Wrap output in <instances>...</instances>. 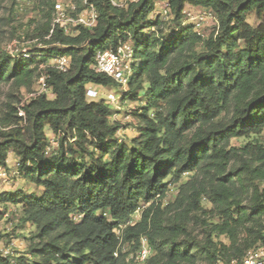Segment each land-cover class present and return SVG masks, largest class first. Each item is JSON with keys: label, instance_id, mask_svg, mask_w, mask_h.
<instances>
[{"label": "trees", "instance_id": "16d2710c", "mask_svg": "<svg viewBox=\"0 0 264 264\" xmlns=\"http://www.w3.org/2000/svg\"><path fill=\"white\" fill-rule=\"evenodd\" d=\"M54 1L44 4L52 7ZM88 1L97 12L94 27L76 26L71 34L55 26L50 34L52 17L46 13L36 38L49 46L27 56L0 52V84L29 89L43 73L52 94L17 101L18 107L7 103L0 117L7 128L0 129V167L12 152L22 176L41 188L38 194L0 192V201L20 203L23 221L38 229L30 255L19 256L16 264L239 259L264 242V145L229 146L231 138L264 130V0H136L126 8ZM157 1H166L173 15L167 33L160 17L149 19ZM186 5L212 11L216 30L202 36L194 24H185ZM126 40L133 61L121 99L140 102L132 112L138 130L129 145L118 140L108 103L85 95L88 84H117L93 65L97 52ZM55 56L70 57L66 71L40 68ZM47 130L56 137L55 148ZM238 154L239 165L209 173L210 165L222 166ZM195 171L175 199L163 203L168 179L177 183ZM203 198L213 204L218 221L199 218L204 229L197 238L188 219L197 220ZM221 235L228 244L213 240ZM142 236L150 255L144 261L128 258ZM125 245L129 249L122 251ZM0 264L13 263L0 256Z\"/></svg>", "mask_w": 264, "mask_h": 264}, {"label": "rangeland", "instance_id": "374dc122", "mask_svg": "<svg viewBox=\"0 0 264 264\" xmlns=\"http://www.w3.org/2000/svg\"><path fill=\"white\" fill-rule=\"evenodd\" d=\"M70 0H55L52 7L44 4V0H0V52L7 53L8 55H24L30 51L43 49L49 45H43L39 42L36 35L40 25L45 21L46 13H50L51 17H54L56 6L65 5ZM73 1V0H72ZM166 1H157L153 12L150 14L149 19L154 20L157 16L164 21L163 30L165 33L172 28L171 19L173 15L170 13L169 7L165 6ZM191 5H186L185 8L192 12V16L185 14V24H195V30L202 36H208L213 33L218 25L216 21L211 18L199 20L197 10H192ZM196 15V16H195ZM248 22L251 25L256 24V19L253 13H250L247 17ZM69 33H75L71 30ZM48 38V37H46ZM50 59L47 64L52 63ZM43 65V64H41ZM41 65L40 68L42 67ZM38 88V77L35 78L31 87H17L16 85L6 82L0 84V117L7 110V103H11L19 106V104L28 101V95L36 91ZM99 98L105 99L106 95L114 94L117 96V102L114 104L108 103L112 109L110 121L119 125L117 131V138L122 142L130 144V140L137 135L138 121L133 115V111L140 105V102L129 99H121L123 90L126 87L121 85H96ZM49 98L52 97L50 91L47 92ZM19 101V104L17 103ZM0 129H7L0 126ZM47 135L51 141V147L55 148L56 137L47 130ZM251 142H259L264 145V130L259 134H251L246 137L231 138L229 146L241 147L242 145ZM240 153V152H239ZM241 162L240 154L237 156H230L228 163L225 162L222 166L210 165L209 173H214L217 169L223 168L228 170L232 166H237ZM6 178L0 180V192L2 191H15L20 189L26 193H40L41 188L35 186L28 180H26L17 168V158L12 152L8 153L7 165L5 167ZM197 172H186L180 177L177 183L168 179V191L163 198V203L173 201L179 191V187L182 183L192 178ZM217 180H215L216 182ZM200 207L202 210H197L195 215H198L197 220L191 215L188 219V226L192 233L197 238L203 236L204 224L200 219H204L208 223H215L218 221L216 216V209L213 204L207 199L203 198L200 201ZM193 214V212L191 213ZM24 212L20 203H10L0 201V254L2 251H8L7 257L13 264H16L19 256H29V247L32 242H37L38 234L37 227L29 221H23ZM139 217V213L134 214L129 221L133 224ZM214 241H223L228 244L226 236H213ZM127 245L124 246L122 251L128 250ZM136 253H129L128 258L135 257ZM139 261V260H138ZM196 264H209L205 259L200 258Z\"/></svg>", "mask_w": 264, "mask_h": 264}, {"label": "built area", "instance_id": "2783aa9c", "mask_svg": "<svg viewBox=\"0 0 264 264\" xmlns=\"http://www.w3.org/2000/svg\"><path fill=\"white\" fill-rule=\"evenodd\" d=\"M110 3L118 8H126L130 2L136 0H109ZM165 6L169 7V4L165 2ZM197 10L199 20L207 18L215 19L214 14L207 8L193 6L192 10ZM183 13L192 16V12L186 8ZM196 16V15H195ZM97 22V12L92 3L88 0H81L80 6L76 5L72 0L68 1L65 5H57L54 17L52 18L50 34L53 32L54 27H60L65 33H69L71 30H75L76 26H84L92 28ZM199 23H195L198 25ZM198 33V32H197ZM49 34V35H50ZM48 35V36H49ZM47 36V37H48ZM27 56V54H24ZM52 63L41 65L48 66L59 71H66L69 66L71 59L69 56H55L51 58ZM133 61V46L129 40L119 42L115 49H108L99 51L95 57V63L93 68L96 72L104 73L111 77L117 84L122 87H126L128 76L131 71V63ZM49 88L46 83V75L41 73L38 77V88L36 91L31 92L27 97L28 99L37 96L41 93H46ZM99 92L96 85L88 84L86 86V99L95 100L99 98ZM117 96L114 94H108L105 97L106 103H112L115 106L117 102ZM18 114L22 115L21 109L18 110ZM121 141V139H118ZM5 167H0V180L6 178ZM140 245L137 250L136 258L139 261H144L151 253V246L146 237L142 236L139 239ZM1 257L5 258L8 251H2ZM7 258V257H6ZM214 264H264V242L257 244L253 248L247 249L242 257L239 259H231L229 261L216 260Z\"/></svg>", "mask_w": 264, "mask_h": 264}]
</instances>
